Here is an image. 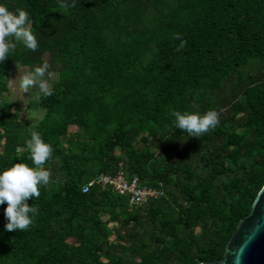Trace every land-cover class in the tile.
<instances>
[{
	"label": "trees",
	"instance_id": "1",
	"mask_svg": "<svg viewBox=\"0 0 264 264\" xmlns=\"http://www.w3.org/2000/svg\"><path fill=\"white\" fill-rule=\"evenodd\" d=\"M27 10L40 48L0 63V169L36 167L33 131L53 147L30 227L7 231L0 264H202L227 241L264 185V0H7ZM187 40L177 50L180 39ZM49 59L59 80L31 131L8 99L12 64ZM20 108V107H19ZM214 109L200 137L173 110ZM70 126L77 131L70 133ZM123 171L163 194L138 205L81 185Z\"/></svg>",
	"mask_w": 264,
	"mask_h": 264
},
{
	"label": "clouds",
	"instance_id": "2",
	"mask_svg": "<svg viewBox=\"0 0 264 264\" xmlns=\"http://www.w3.org/2000/svg\"><path fill=\"white\" fill-rule=\"evenodd\" d=\"M175 37L180 39L179 51L186 46L187 40L182 39L179 33ZM18 43L33 52L40 48L28 11L12 8L7 0H0V63L10 56V50L16 48ZM58 80L59 73L53 63L49 59H42L37 66L19 69L16 78L9 81L12 89L10 100H21L23 104L39 102L42 97L54 93ZM32 115L41 120L44 118L42 111L33 112ZM172 115L175 117V127L186 131L188 136L200 137L220 123V114L214 109L203 113L173 110ZM27 147L36 167L18 162L0 169V205L6 203L4 228L7 231H23L33 224L39 209L27 201L39 197L40 188L47 185L51 178V172L40 166L52 156V145L44 141L40 132L33 131Z\"/></svg>",
	"mask_w": 264,
	"mask_h": 264
},
{
	"label": "water",
	"instance_id": "3",
	"mask_svg": "<svg viewBox=\"0 0 264 264\" xmlns=\"http://www.w3.org/2000/svg\"><path fill=\"white\" fill-rule=\"evenodd\" d=\"M202 264H264V185L250 211L239 219L222 258Z\"/></svg>",
	"mask_w": 264,
	"mask_h": 264
},
{
	"label": "built area",
	"instance_id": "4",
	"mask_svg": "<svg viewBox=\"0 0 264 264\" xmlns=\"http://www.w3.org/2000/svg\"><path fill=\"white\" fill-rule=\"evenodd\" d=\"M94 184L110 187L119 194L127 195L130 205L142 204L150 198H156L163 194L162 189L141 184L137 175L128 177L121 170L115 173H98L82 184L81 190L86 192Z\"/></svg>",
	"mask_w": 264,
	"mask_h": 264
},
{
	"label": "rangeland",
	"instance_id": "5",
	"mask_svg": "<svg viewBox=\"0 0 264 264\" xmlns=\"http://www.w3.org/2000/svg\"><path fill=\"white\" fill-rule=\"evenodd\" d=\"M20 67H21V69H24L23 66L20 65ZM54 68L56 69V71H58L57 67H54ZM247 70L251 71V72H259V73H262L264 75V65L262 64V62H253L250 66L247 67ZM18 73H19V69H17V70L14 69V72H13L14 76L13 77L16 78ZM9 74H10V71H9ZM35 104H37V102H35V101H33L31 103H27V106L29 105V108H30L29 110H25V108L21 109V107L19 108L15 105L12 108L13 110L18 109V111L20 112L19 113L20 118L25 120V125L29 131L32 130L33 125L39 120L38 118H36L32 115L33 112L38 111L35 107ZM42 112H43V110H42ZM69 131H70V133H74L77 131V128L75 126H70Z\"/></svg>",
	"mask_w": 264,
	"mask_h": 264
},
{
	"label": "crops",
	"instance_id": "6",
	"mask_svg": "<svg viewBox=\"0 0 264 264\" xmlns=\"http://www.w3.org/2000/svg\"><path fill=\"white\" fill-rule=\"evenodd\" d=\"M24 68H28L27 66H23ZM14 69L17 70V69H21L20 65L15 63V64H12L11 67H10V74H9V81L11 79H15L13 76V72H14ZM8 87H9V82H8ZM11 94H12V89L9 87V93H8V98L10 100V97H11ZM26 95V94H25ZM11 101V100H10ZM14 103L15 106L17 107H21V109L25 108V110H29V105L27 106V103H24L21 101V100H15V101H11ZM35 107L38 111H42V109L40 108L39 106V102H37V104H35ZM20 113V112H19ZM20 116V115H19Z\"/></svg>",
	"mask_w": 264,
	"mask_h": 264
}]
</instances>
